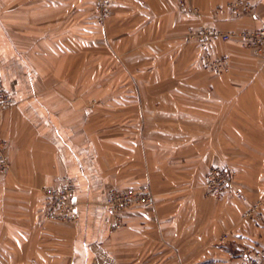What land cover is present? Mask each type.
I'll return each mask as SVG.
<instances>
[{
    "label": "crops",
    "instance_id": "crops-1",
    "mask_svg": "<svg viewBox=\"0 0 264 264\" xmlns=\"http://www.w3.org/2000/svg\"><path fill=\"white\" fill-rule=\"evenodd\" d=\"M16 1L0 0V76L15 100L0 111L10 161L0 179V264H253L264 249V63L218 39L212 56L228 57L231 70L216 74L204 68L191 35L204 26L225 33L264 27V0H243L252 10L238 17L227 5L239 0H191L200 11L192 18L175 0H114L98 42L88 20L63 39L58 27L43 32L44 19L62 12L58 0L12 10ZM47 1L52 8L43 11ZM108 47L115 59L146 67L131 80L179 84L131 92L137 100L115 111H126L128 122L119 117L113 135L92 120L90 91L75 90L66 76L69 55L81 50L82 77L91 81L88 52ZM217 166L242 185L220 201L204 188ZM65 177L75 186L72 223L45 216V189ZM140 186L150 188L155 206L134 208L112 231L109 191ZM257 201L258 216L244 217Z\"/></svg>",
    "mask_w": 264,
    "mask_h": 264
},
{
    "label": "rangeland",
    "instance_id": "rangeland-1",
    "mask_svg": "<svg viewBox=\"0 0 264 264\" xmlns=\"http://www.w3.org/2000/svg\"><path fill=\"white\" fill-rule=\"evenodd\" d=\"M175 1L176 5H178L179 10L188 13L191 18L198 17L200 11L196 7H191V0H187L186 5L184 6L179 5L177 0ZM113 2L114 0H107L106 2H104L103 0H58V3L56 5L59 6L60 10L62 9L59 17H57L55 20L44 19L43 23H41V27L43 29V32L47 35L51 32V29L58 27V35L63 39L66 36V32H68L70 29L72 30L74 26H77L79 23L84 22V20L85 22H87L88 20L91 24L92 29L95 28L96 31V33L92 35L91 39L95 42H98V27L104 28L111 19ZM50 4L51 1L43 2V11L51 9L52 7ZM230 4L231 3L227 5L228 8L230 7ZM11 5L12 10H29L31 8H35L34 0H23L22 2L18 0ZM87 8L91 10V15L86 19L85 17L83 18L81 16L82 14L78 13H80L79 10L81 11L82 9ZM52 21L54 22L51 23ZM82 35L83 34L81 32L78 33V36L82 37ZM114 52L115 51L113 49H109V47L106 49V52H104L103 49L99 50L95 48H92V50L88 52L91 81L87 82L84 81L82 77L83 73L86 70V66L82 61V51H76L74 55H69L70 57L74 56V59L69 58V63L72 62L73 65L71 66L69 71H67L68 75H66L68 77L67 80L69 84H72L75 90L90 91L89 105L94 109L97 108L96 114H94L92 120H94V122L96 123L105 122V125L107 126L106 132L108 135L114 134V130L118 125V121L120 119L119 117H122L124 124L128 122V120L126 121L125 117H129V114L125 113L126 111H123L122 114H116L115 111L119 109V107H127L128 105H130L131 101L137 100L136 98L131 97V92H135V94L138 96L140 95L142 90H147L150 94L151 91L154 92L161 91L166 88H178L179 86L178 83L172 82L156 83L152 81H140L139 79L131 80L132 75L145 74L146 67L131 66L126 64L123 60H117L114 57ZM61 56L63 57L66 55L61 54ZM102 57L104 58L101 60ZM63 74L65 75L66 71H63V73L59 72L58 76L60 79L65 77L62 76ZM98 108H100V111L98 110ZM103 127L104 126H100V128ZM217 167L222 168L221 166ZM227 171L230 173L229 170ZM231 177L232 179L230 178V180L232 181L233 188L237 189L240 192L242 185L237 181L238 179L236 178V174L231 173ZM204 188L205 196L209 199L211 198L220 201L225 198L224 197L222 199H216L207 194L205 185ZM237 190H234V196L238 199L244 198V195H242V193H236L238 192ZM232 191L233 190H231L230 192ZM260 204L261 203L257 201L255 202L254 206L251 207V209L255 208L254 214L256 216H258V208L260 207Z\"/></svg>",
    "mask_w": 264,
    "mask_h": 264
},
{
    "label": "built area",
    "instance_id": "built-area-1",
    "mask_svg": "<svg viewBox=\"0 0 264 264\" xmlns=\"http://www.w3.org/2000/svg\"><path fill=\"white\" fill-rule=\"evenodd\" d=\"M106 2L107 0H103ZM179 5H186L187 0H177ZM230 9L234 16L238 17L243 13L252 10L249 2L239 0L230 4ZM203 48V65L206 70L216 74H227L231 70L230 59L226 56L214 58L211 52V46L215 40L224 42L236 41L242 48L251 51L255 56L260 57L264 63V27L257 29H243L233 32H222L213 27H202L191 35ZM15 105V100L7 93L2 78L0 76V111H5ZM7 143L2 138L0 128V178H2L10 169V161L6 154ZM75 186L70 178H63L60 186L47 188L44 195L47 201L45 216L50 221L61 223H72L77 220L75 212ZM205 187L207 194L216 198H224L232 189L230 173L225 168L212 167L206 179ZM106 207L112 215V231L121 229L124 226L125 215L134 208L152 209L155 206L156 199L150 188L140 186L128 190L120 191L113 189L107 195ZM255 212L250 209L245 213L246 218H251ZM264 259V249L258 251L255 255L253 264H259Z\"/></svg>",
    "mask_w": 264,
    "mask_h": 264
},
{
    "label": "trees",
    "instance_id": "trees-1",
    "mask_svg": "<svg viewBox=\"0 0 264 264\" xmlns=\"http://www.w3.org/2000/svg\"><path fill=\"white\" fill-rule=\"evenodd\" d=\"M238 43V42H237ZM251 54H253L252 52H251ZM254 55V54H253ZM255 56V55H254ZM257 57V56H256ZM260 58V57H259ZM227 170V169H226ZM230 178L232 179V177H231V173H230Z\"/></svg>",
    "mask_w": 264,
    "mask_h": 264
}]
</instances>
